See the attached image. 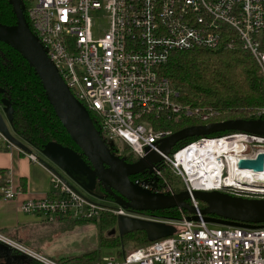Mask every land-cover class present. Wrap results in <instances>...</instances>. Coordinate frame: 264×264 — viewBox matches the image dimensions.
<instances>
[{"label":"built area","instance_id":"obj_1","mask_svg":"<svg viewBox=\"0 0 264 264\" xmlns=\"http://www.w3.org/2000/svg\"><path fill=\"white\" fill-rule=\"evenodd\" d=\"M20 1L27 4L31 27L68 86L96 113L107 145L129 146L136 160L154 151L161 156L137 173L133 182L166 194L188 190L199 218H187L193 212L181 208V215L175 216L117 200L101 201L53 171L48 193L25 198L21 209L47 219L85 220L110 211L175 227L171 235L102 256L94 264H264V222L241 226L205 221L201 201L192 195L193 190L213 188L264 195V183L252 189L231 181L243 168L237 165L241 157L255 158L264 152V134L225 129L197 134L165 151L163 138L177 130L176 124L186 118L201 124L218 121L220 110L211 104L179 102L177 89L160 70L173 50L224 43L233 47L238 42L253 54L261 71V101L248 110L247 118L264 119V0ZM96 10L108 13L109 28L103 35L94 31ZM0 135L7 139L1 131ZM7 141L9 147L16 146ZM26 153L39 161L35 152ZM0 192L4 199H14L23 189L9 182L0 186ZM0 241L18 245L1 232ZM22 249L45 264H61Z\"/></svg>","mask_w":264,"mask_h":264},{"label":"trees","instance_id":"obj_2","mask_svg":"<svg viewBox=\"0 0 264 264\" xmlns=\"http://www.w3.org/2000/svg\"><path fill=\"white\" fill-rule=\"evenodd\" d=\"M22 8L31 25L27 4L24 1H22ZM0 22L17 24V15L10 0H0ZM160 70L161 74L167 76L177 89L179 102L193 106L211 104L220 110L216 119L218 121L229 118H247L248 110L261 101L259 65L253 54L238 42L233 47L224 43L213 48L194 47L193 49L173 50L169 59L160 65ZM2 97L11 100L12 124L18 136L42 149L51 141L70 147L79 152L91 166L90 161L55 111L36 70L17 49L0 40V102ZM88 109L98 127L96 113L91 108ZM194 123L196 122L193 119L186 118L176 124L175 128L178 130ZM193 138L194 136L182 138L178 145ZM108 147L124 160L135 161L137 159L133 150L127 145L115 148L108 143ZM76 173L80 174V178L86 185L93 187V190L99 188L101 191L99 194L113 199L95 173ZM9 175L8 168H0V186L9 184ZM136 175L138 174H131L130 177L133 178ZM21 187L23 189L24 185ZM201 204L203 205L204 202ZM152 211L175 216L182 213L178 206ZM183 211L188 212L186 209ZM56 219L62 221L61 223L70 224L93 222L99 228L97 248L77 253L57 251L51 258L61 264H94L102 258L103 246L117 247V253L121 254L127 249L125 246L128 243L137 246L151 241L144 229L129 230L124 234H119L117 231L105 235L106 230L116 225L117 215L115 213L103 212L100 217L92 220L65 216H57ZM4 258L6 260L8 257ZM28 264L45 263L33 258Z\"/></svg>","mask_w":264,"mask_h":264},{"label":"water","instance_id":"obj_3","mask_svg":"<svg viewBox=\"0 0 264 264\" xmlns=\"http://www.w3.org/2000/svg\"><path fill=\"white\" fill-rule=\"evenodd\" d=\"M10 2L17 15V24L0 22V40L17 49L36 70L55 111L72 134L83 154L90 161L93 173L105 186L106 192L118 202L139 210L178 206L183 210L193 212V214H188L187 218L198 219L194 206L188 200L191 198L188 190L166 194L148 190L133 182L130 177L131 174L139 173L149 164L160 160L161 156L154 151L147 153L146 156L138 160L128 161L110 150L101 137L99 128L88 107L73 93L38 40L27 20L21 1L10 0ZM1 102L11 105V100L6 97H2ZM225 129H243L252 133L264 134V119L239 117L184 126L163 138L161 146L165 151H168L182 138L224 131ZM0 131L22 150L33 152L28 145L11 132L1 111ZM44 149L52 158L68 167L83 159L79 152L54 141L49 142ZM40 161L69 185L80 190L51 163L43 158ZM237 165L240 168L247 167L254 171L263 170L264 152H258L255 158L241 157ZM192 195L204 201L200 210H202L205 221L241 226H252L256 225L257 222H264V195H239L218 188L193 190ZM116 225L119 234H124L129 230L144 229L150 240L171 235L175 230L171 224L123 214L117 215Z\"/></svg>","mask_w":264,"mask_h":264},{"label":"rangeland","instance_id":"obj_4","mask_svg":"<svg viewBox=\"0 0 264 264\" xmlns=\"http://www.w3.org/2000/svg\"><path fill=\"white\" fill-rule=\"evenodd\" d=\"M93 26L95 34L103 35L107 29L109 28V17L108 13L103 10H96L93 11ZM0 111L7 122L11 132L16 135L21 141H23L26 145H28L33 152L38 155V160L40 162L41 158L51 163L55 168H57L68 180H70L76 187H78L83 192L88 193L92 197L105 201V202H112L116 199H109L104 197L103 195L99 194V188L93 190L94 188L85 184V182L80 178V174L78 175L76 172L91 174L93 173V169L91 166L84 160L81 159L79 162H75L70 167L65 166L61 162L57 161L56 159L52 158L47 152L46 149L38 148L33 145L28 140L18 136L16 133L14 126L12 124V107L10 104H6L0 102ZM213 134H216L214 132ZM90 176V175H89ZM91 181V178L89 177ZM91 188V189H90ZM93 190V191H92ZM96 191V192H94ZM98 192V193H97ZM200 199V198H199ZM201 202H204L200 199ZM104 213H113L110 211H104ZM44 217V216H43ZM35 228L34 237L39 239L41 242H44L40 245L41 249L38 246L37 253L44 256L51 258L52 254L56 253V251H63L65 253H77V252H84L89 251L91 249L97 248L98 245V226L93 222L87 223H61L60 221H53L52 219H47L46 221L41 220L38 222L37 225L33 226ZM118 231L117 225H114L113 228L106 230V234H113L114 232ZM16 243L11 244V247H15L17 257H25L29 258L31 255L28 253L26 254L24 249H22L23 245L20 240L14 239ZM22 242V241H21ZM133 243H128L125 247L133 246ZM18 246V247H16ZM118 252L117 247H102V256L113 255ZM33 253V252H32ZM35 254V253H33ZM3 264V262H0Z\"/></svg>","mask_w":264,"mask_h":264},{"label":"crops","instance_id":"obj_5","mask_svg":"<svg viewBox=\"0 0 264 264\" xmlns=\"http://www.w3.org/2000/svg\"><path fill=\"white\" fill-rule=\"evenodd\" d=\"M3 167L9 169V182L14 187L22 185L24 187L23 193L14 199H4L0 192V232L10 239L20 240L19 243L25 249L38 251V246L41 249L40 245L44 242L34 237L35 228L33 226L37 225L41 220L46 221V217L24 212L21 209V202L27 197H41L48 193L52 187L51 170L41 161L30 158L19 147H9L7 139L0 135V168ZM52 220L59 221L56 218ZM9 248L14 250L11 245L0 241V257L4 254L6 256ZM25 253L28 254L27 252ZM33 258L32 256L29 258L27 256L17 257V254H13L11 258L10 256L6 260L4 258L3 264H28Z\"/></svg>","mask_w":264,"mask_h":264},{"label":"bare ground","instance_id":"obj_6","mask_svg":"<svg viewBox=\"0 0 264 264\" xmlns=\"http://www.w3.org/2000/svg\"><path fill=\"white\" fill-rule=\"evenodd\" d=\"M192 151L194 152V150ZM231 181L235 184H244V186L248 188L259 189L260 184L264 183V169L254 171L250 168L243 167L236 176V179L232 177Z\"/></svg>","mask_w":264,"mask_h":264},{"label":"flooded vegetation","instance_id":"obj_7","mask_svg":"<svg viewBox=\"0 0 264 264\" xmlns=\"http://www.w3.org/2000/svg\"><path fill=\"white\" fill-rule=\"evenodd\" d=\"M259 196H261V195H259ZM16 249L17 248H14V250L13 249H11V248H9V251L8 252H11L9 255L8 254H6V256L9 258V256H11V254H15L16 255ZM5 256V254L2 256V257H0V259L2 258L3 259V257ZM4 260H2V261H0V262H3ZM0 264H2V263H0Z\"/></svg>","mask_w":264,"mask_h":264}]
</instances>
